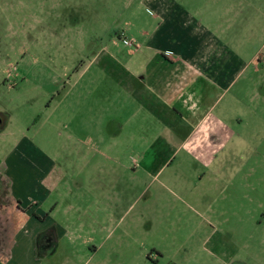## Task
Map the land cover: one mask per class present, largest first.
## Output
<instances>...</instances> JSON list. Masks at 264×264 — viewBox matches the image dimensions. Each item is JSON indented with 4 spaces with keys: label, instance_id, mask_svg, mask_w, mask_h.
Wrapping results in <instances>:
<instances>
[{
    "label": "rangeland",
    "instance_id": "374dc122",
    "mask_svg": "<svg viewBox=\"0 0 264 264\" xmlns=\"http://www.w3.org/2000/svg\"><path fill=\"white\" fill-rule=\"evenodd\" d=\"M142 1L0 0V159L16 149L23 155L15 160L11 153L13 173L0 168V196L7 198L11 182L23 201L28 185L22 182L32 177L25 164H40L41 172L52 165L64 180L51 200H61L59 215L65 205L73 207L64 221H78L76 205L94 211L92 228H84L76 245L90 239L114 245L151 241L164 252L158 264H264V138H239L240 114L226 103L244 75L234 86V76L219 78L217 59L211 60L209 78L231 88L225 94L211 88L200 108L206 119L190 136L192 124L125 99L120 87L127 49L114 33L125 30L137 43L153 28V16L138 8ZM209 9L178 11L194 20L199 33L194 44L177 43L175 49L205 50L206 31H217L205 22L219 16L217 5ZM209 38L205 44L218 52V36ZM231 43H225L228 50ZM259 45H246V52ZM208 124L213 130L202 138ZM221 127L236 135H219ZM187 203L225 213V234L213 237L225 242L220 248L211 241L202 249L190 231L197 221ZM237 212L240 248L228 242ZM246 213L257 216L255 223ZM66 238L61 244L69 253Z\"/></svg>",
    "mask_w": 264,
    "mask_h": 264
},
{
    "label": "crops",
    "instance_id": "0c3cea01",
    "mask_svg": "<svg viewBox=\"0 0 264 264\" xmlns=\"http://www.w3.org/2000/svg\"><path fill=\"white\" fill-rule=\"evenodd\" d=\"M210 3L218 6L219 16L213 22H205L206 28L209 25L217 27V31L213 32L215 35L206 31L208 39L203 42L205 50L184 52L175 49L177 43L194 44V36L199 33L192 28L194 20L178 11H210ZM139 5L138 8L148 11L153 16L155 22L153 28L144 30L142 39L137 43L125 30L114 33L119 42L121 38H127L133 44L126 47L124 74L122 73L125 80L121 79L120 87L123 97L133 101L139 108L161 107L164 112L159 110L158 113L167 114L166 118H171L172 114L192 124L191 133L188 135L190 136L206 119L205 115L201 116L203 111L200 108L204 99L209 97L211 88L216 87L223 94L231 88V83L215 84L208 76L211 68H215L211 66L213 64L211 60L217 59L218 65L214 70L219 78L227 72L234 76L233 85L236 86V80L244 75L232 100L230 98L226 102L240 114V117L236 116L241 131L237 136L264 138V0H143ZM183 31L186 34H183ZM216 35L218 52L205 44L209 42V37ZM257 41L260 42L259 47L246 52V45ZM228 42H232L229 50L225 45ZM212 130L213 127L210 129L209 124L206 125L201 133L202 138ZM172 131L170 133H173ZM219 131L218 134L221 136L236 135L227 133L223 127ZM11 153L15 160L17 158L22 160L23 155L20 151L19 156L16 149L15 153L7 154L4 160L0 159V168L5 165L4 167L10 168L12 172L15 164L8 165L10 163L8 161L12 160ZM25 166L32 172V177L31 174H27L29 179L22 182L28 185V196L21 201V198L15 195L11 182H7L9 187L7 198L2 199L0 196V264H158L164 259L161 247L156 243L152 244L151 241L148 245L144 243L114 245L108 242L95 243L90 239L76 245L75 241L84 228H92L91 214H94V211L90 210L89 205L88 210L79 204L74 208V216L78 221L73 224L64 221L65 215L73 211V207L65 205L63 214L59 215L61 200L58 203L56 199L51 200L52 194L57 193V188L61 186L60 182L64 180V177H60L61 169H54L52 165H48L41 172L40 164ZM40 173L42 177H39ZM63 196L58 193V198ZM22 202L25 206L21 207ZM77 202L80 203V200ZM187 206L191 218L197 221L195 228L190 231L197 235L202 249L204 250L211 241L215 247L220 248L225 242L218 238L213 240V237L225 234V230L221 229L222 224L226 223L225 213L210 209V204L204 211L188 203ZM241 215L239 212L234 214L236 222L231 231L233 239L228 240L230 245H238L239 248L240 240L236 242L235 236L241 234ZM247 215L255 223L257 216L253 217L252 213ZM115 230H109L106 235L107 241L110 236L113 237ZM122 236L130 239L131 234L123 231ZM64 238L71 247L69 253L63 250L61 241ZM223 248L225 250V246ZM59 251L66 254L61 255L56 261L53 257ZM147 251L149 254L145 255ZM214 255L218 258L217 254Z\"/></svg>",
    "mask_w": 264,
    "mask_h": 264
},
{
    "label": "built area",
    "instance_id": "2783aa9c",
    "mask_svg": "<svg viewBox=\"0 0 264 264\" xmlns=\"http://www.w3.org/2000/svg\"><path fill=\"white\" fill-rule=\"evenodd\" d=\"M120 42L124 47H131L133 45L132 42L127 38H121Z\"/></svg>",
    "mask_w": 264,
    "mask_h": 264
}]
</instances>
